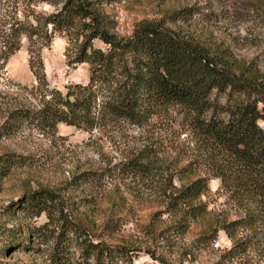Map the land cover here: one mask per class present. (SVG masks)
<instances>
[{
  "label": "rangeland",
  "instance_id": "374dc122",
  "mask_svg": "<svg viewBox=\"0 0 264 264\" xmlns=\"http://www.w3.org/2000/svg\"><path fill=\"white\" fill-rule=\"evenodd\" d=\"M94 5L117 37H129L142 21L159 22L264 77V0H96ZM58 6L44 0H0V52L16 47L0 67L2 109L33 103L31 87L36 80L28 66L30 53L39 57L49 87L64 91L66 85L87 82V65L71 63L72 33H51L48 26L37 38L23 34L15 38L12 33L16 22L33 25L36 17ZM182 9L188 12L184 18ZM93 44L101 46L96 40ZM258 124L264 129L263 121ZM5 152L25 158L22 165L12 164L0 176V264H72L78 258V243L69 230L66 251L59 259L51 253V241L33 242L28 249L8 244L10 232L3 228L47 222L44 212L29 216L17 208L24 204L25 194L39 188L64 198L65 216L79 215L85 239L129 247L132 264H216L229 246L221 231L209 241L198 237L195 227L179 233L169 227L171 213L161 193L164 182L172 189L203 178L206 186L198 202L230 219L236 216L219 179L212 175L213 153L187 125L178 106L156 108L139 127L108 123L85 131L58 123L50 131L23 123L0 136V154ZM133 156L148 165L145 173L120 172V163ZM107 216L111 218L103 225ZM56 218L47 222V230L58 231Z\"/></svg>",
  "mask_w": 264,
  "mask_h": 264
},
{
  "label": "trees",
  "instance_id": "16d2710c",
  "mask_svg": "<svg viewBox=\"0 0 264 264\" xmlns=\"http://www.w3.org/2000/svg\"><path fill=\"white\" fill-rule=\"evenodd\" d=\"M44 1L59 6L36 17L33 25L16 22L12 33L15 38L21 34L37 38L47 26L51 33H72L71 63H85L88 79L85 84L66 85L64 91L49 87L39 57L30 53L28 66L36 80L31 87L34 101L0 107V136L23 123L50 131L58 123L85 131L108 123L139 127L156 108L178 106L187 125L213 153L212 175L219 179L236 216L230 219L198 202L206 186L203 178L186 180L172 189L164 182L161 193L171 213L169 227L176 233L195 227L198 237L209 241L218 231L223 232L229 246L216 264H264V129L258 124L264 122V77L245 64L235 65L224 52L209 50L192 36L159 22L142 21L129 37H117L94 5L96 0ZM179 13L183 18L188 15L183 9ZM94 40L101 46L94 45ZM15 49L0 52V67ZM24 158L1 153L0 176L12 164L22 165ZM147 168L141 158L133 156L123 160L119 170L137 175ZM23 202L17 206L19 210L29 216L44 212L47 222L57 217L59 229L47 230V222L26 228L12 225L3 228L10 232L8 244L28 249L33 242L51 241V253L59 259L66 251L64 238L69 230L79 251L72 264H132L129 247L82 237L86 232L79 215L68 219L64 198L54 190L39 188L25 194Z\"/></svg>",
  "mask_w": 264,
  "mask_h": 264
}]
</instances>
